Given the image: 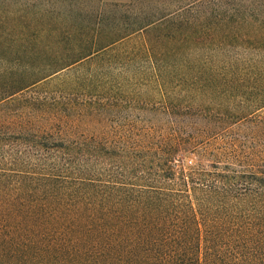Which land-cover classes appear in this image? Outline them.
<instances>
[{
  "label": "trees",
  "instance_id": "1",
  "mask_svg": "<svg viewBox=\"0 0 264 264\" xmlns=\"http://www.w3.org/2000/svg\"><path fill=\"white\" fill-rule=\"evenodd\" d=\"M23 1L0 0V264H264V149L253 163L242 156L239 167L186 172L176 148L148 142L138 164L146 171L133 165L128 182L123 173L105 176L96 164L103 156L87 155L100 144L73 140L55 119L32 129L33 110L24 123L1 112L138 34L147 41L127 55L147 65L163 97L176 81L215 94L255 92L262 99L253 106L263 108L264 0H203L202 26L178 44L158 43L175 35L152 24L107 34L74 25L70 14L71 25L45 29V15L29 18Z\"/></svg>",
  "mask_w": 264,
  "mask_h": 264
},
{
  "label": "rangeland",
  "instance_id": "2",
  "mask_svg": "<svg viewBox=\"0 0 264 264\" xmlns=\"http://www.w3.org/2000/svg\"><path fill=\"white\" fill-rule=\"evenodd\" d=\"M23 3L29 18L38 11L45 15V29L50 23L59 28L71 25L64 18L70 14L78 16L79 23L74 25L100 27L107 34L152 24L149 28L156 34L175 35L157 41L170 44L188 42L186 30L202 26L200 21L205 15L203 0H24ZM81 20L85 21L81 24ZM139 35L53 74L31 91L7 102L11 105L1 112L16 121L23 118L24 123L33 110L32 129L45 128L50 119H55L73 140L87 139L100 144L102 149H88L91 154L87 155L103 156L104 160L96 164L103 165L105 176L107 172L123 173L128 182L136 177H127L134 172L133 165L141 172L146 171L138 164L142 161L140 151L148 142L176 148L180 157L177 164L186 172L211 170L217 163L239 167L235 162L242 156L253 163L255 150L264 149V107L253 106L262 95L201 92L191 84L179 88L174 81L163 97L150 85L147 65L127 55L128 46L147 41L138 38ZM43 44L60 50L53 40L46 39Z\"/></svg>",
  "mask_w": 264,
  "mask_h": 264
}]
</instances>
